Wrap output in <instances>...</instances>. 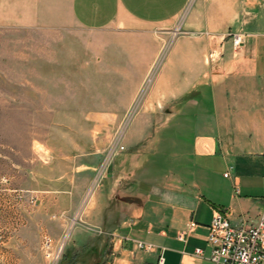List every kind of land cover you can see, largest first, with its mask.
I'll use <instances>...</instances> for the list:
<instances>
[{
    "label": "crops",
    "instance_id": "1",
    "mask_svg": "<svg viewBox=\"0 0 264 264\" xmlns=\"http://www.w3.org/2000/svg\"><path fill=\"white\" fill-rule=\"evenodd\" d=\"M191 1L0 0V28L58 37L65 80L51 90L68 93L52 105L66 110L62 122L79 108L97 109L98 123L128 125L110 156L94 155L106 164L62 264H212L215 212L233 224L260 214L264 0H202L177 35ZM233 34L244 36L236 49ZM64 155L66 179L38 190L43 212L59 202L77 209L97 165L90 151Z\"/></svg>",
    "mask_w": 264,
    "mask_h": 264
},
{
    "label": "rangeland",
    "instance_id": "2",
    "mask_svg": "<svg viewBox=\"0 0 264 264\" xmlns=\"http://www.w3.org/2000/svg\"><path fill=\"white\" fill-rule=\"evenodd\" d=\"M197 4L202 0L191 1L174 22L173 33H182L180 26ZM198 8L202 16L203 6ZM58 40L48 32L0 28V264H62L70 232L82 223L83 209L106 164L94 155L103 149L110 156L128 126L98 123L97 109H69L74 122H62L66 110L52 105L68 93L51 90L65 80L58 65ZM148 77L140 85V97L153 81V75L151 82ZM83 115L91 122H77ZM68 150L90 151L97 163L91 181L77 209L59 202L43 212L38 190L52 177L66 179L63 163ZM62 243L64 249L54 259L53 252Z\"/></svg>",
    "mask_w": 264,
    "mask_h": 264
},
{
    "label": "built area",
    "instance_id": "3",
    "mask_svg": "<svg viewBox=\"0 0 264 264\" xmlns=\"http://www.w3.org/2000/svg\"><path fill=\"white\" fill-rule=\"evenodd\" d=\"M233 47L236 49L243 44L244 36L230 35ZM153 73L148 77L151 82ZM228 177V174H225ZM191 226L179 235L185 240L191 233ZM207 246L210 249L209 260L212 264H264V200L262 209L254 222L233 224L221 211L217 210L208 225ZM50 243V240L47 241ZM137 247L150 250L153 246L136 241ZM50 246V245H49ZM64 249V243L53 252V258L58 259ZM196 255H202V249H196ZM163 262V258H160Z\"/></svg>",
    "mask_w": 264,
    "mask_h": 264
}]
</instances>
